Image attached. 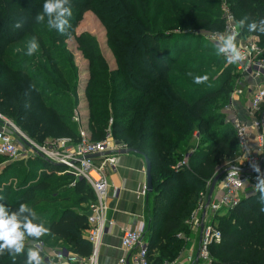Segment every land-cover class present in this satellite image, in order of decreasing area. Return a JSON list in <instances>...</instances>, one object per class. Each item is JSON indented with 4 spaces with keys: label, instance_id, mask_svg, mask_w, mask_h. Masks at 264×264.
I'll list each match as a JSON object with an SVG mask.
<instances>
[{
    "label": "trees",
    "instance_id": "1",
    "mask_svg": "<svg viewBox=\"0 0 264 264\" xmlns=\"http://www.w3.org/2000/svg\"><path fill=\"white\" fill-rule=\"evenodd\" d=\"M223 2L235 22L240 16L249 17V22L264 18V0H69L71 27L61 34L47 27V18L35 22L44 0H0V115L39 144L50 138L78 142L77 127L69 121L77 69L65 41L87 12L104 28L116 63L113 72L95 67L103 63L91 41L84 36L75 40L89 62L90 131L93 140H102L113 117L112 137L150 163L153 199L143 238L151 264L172 261L179 254L180 234H188L192 213L207 195L217 167H236L235 133L221 110L237 74L216 54V45L205 40L202 48L192 46L195 39L190 34L195 26L210 35L222 33ZM239 31L243 37H257L258 46H264V34L249 32L246 24ZM33 36L38 48L27 56L26 43ZM197 75L207 80L195 84ZM3 160L0 157V164ZM13 164L0 173V204L13 211L27 204L36 213L33 223L48 229L39 239L26 237L25 249L42 243L45 251H56L59 245L72 255L89 256L90 244L83 235L94 201L90 188L68 175L57 176L63 168L42 158L18 170ZM262 209L264 204L247 198L227 210V223L219 214L212 215L210 223L219 221L221 236L219 244L209 248L213 264H264ZM37 250L44 259L43 249ZM24 258L23 253L13 258L5 250L0 264H23Z\"/></svg>",
    "mask_w": 264,
    "mask_h": 264
},
{
    "label": "built area",
    "instance_id": "2",
    "mask_svg": "<svg viewBox=\"0 0 264 264\" xmlns=\"http://www.w3.org/2000/svg\"><path fill=\"white\" fill-rule=\"evenodd\" d=\"M220 10L224 20L223 32L210 35L208 40L217 45L218 37L221 34L226 35L233 31L238 32L236 44L244 59L236 64H230L233 65L237 75L263 81L251 87L249 114L252 116V120L249 125H245L235 119L231 120L225 114V122L233 128L238 147L234 163L238 168L253 171V165L258 167L264 157V60L261 58L258 39H250L241 35L232 14L224 2L221 4ZM238 93L240 92L237 91L233 95ZM229 103L230 106L231 102ZM225 109L227 113L230 111L229 107ZM77 121L78 119L75 115L73 122L77 123ZM15 128L14 125L0 116L1 158L7 162L24 161V163L42 158L51 164L63 168L61 173H57L58 175H68L75 181H84L94 196V201L89 205L87 214V223L90 229L87 232L86 239L91 246L89 258L83 261L65 250H56L44 255L43 264L60 262L68 264H96L97 249L101 236L106 227H110L112 224L106 219L109 185L105 171L107 167H114L119 156L118 152L125 148L115 145L108 132L102 140L89 142L82 131L78 133V142L73 145H69L71 142L69 139L46 141L41 145H35ZM9 130L24 142L26 146L24 150L18 149L9 134ZM251 132L254 133L255 144L253 147H250ZM95 156L97 157L90 158ZM258 175L264 178V163L256 177ZM251 176L228 171L218 180L215 188L218 189L219 194L215 198L212 195L208 207L205 209L206 196H204L192 213L191 221L194 228L199 230L200 226H202L196 262L193 264H211L209 248L212 245L219 244L221 236L215 224L210 223V217L222 209L231 210L236 207L240 202L241 192ZM145 194L146 190L143 188L141 195L144 196ZM114 195H116L115 189H113ZM204 211L205 214L202 217ZM143 234L144 226L142 225L122 231L120 249L124 257L120 258L116 264H151L147 246L142 244Z\"/></svg>",
    "mask_w": 264,
    "mask_h": 264
},
{
    "label": "crops",
    "instance_id": "3",
    "mask_svg": "<svg viewBox=\"0 0 264 264\" xmlns=\"http://www.w3.org/2000/svg\"><path fill=\"white\" fill-rule=\"evenodd\" d=\"M247 38L255 39L257 37L249 36ZM237 77L238 81H236V87L254 86L263 82L261 80H255L241 75H237ZM226 115L231 120L235 119L245 125H249L252 120V116L249 114V98H238V101L232 105V108ZM251 137L250 147H253L255 144L253 132H251ZM105 176L109 185L106 219L112 224L110 227H106L101 236L97 249L96 264H116L120 258L124 257L120 249V238L124 229H134L142 225L144 226L143 237L145 236L150 221L153 195L152 193L148 194L147 192L144 196L141 195V190L145 188V163L140 155L130 153L118 156L114 167H107ZM113 189L116 190V195L114 196ZM218 194V189L215 188L213 198ZM89 229L88 225V228L83 235L86 241ZM200 235L201 233L198 230L196 240L183 238V246L179 254L172 261L164 260L162 264L195 263L200 243ZM143 237L142 244H145L146 241ZM55 250H60L59 245H57ZM48 252H50V250ZM89 256L77 257L84 261L85 259H88ZM56 264L68 263L60 262Z\"/></svg>",
    "mask_w": 264,
    "mask_h": 264
},
{
    "label": "rangeland",
    "instance_id": "4",
    "mask_svg": "<svg viewBox=\"0 0 264 264\" xmlns=\"http://www.w3.org/2000/svg\"><path fill=\"white\" fill-rule=\"evenodd\" d=\"M240 17H239V20L242 18V17L241 18ZM193 29L194 30L191 31V33H190L193 35V37L195 39V40H193L192 46H194V43H196L197 46L202 48L203 46H205L207 44V42L205 40L208 41V37L210 36V33L205 31L204 29L201 30L202 26H195ZM73 34L74 35L72 37H70L68 40L65 41V46L67 48V52L70 54V57L72 59V63L75 66V68L77 69L76 95H75L76 96L75 97L76 102L74 103L73 108L70 109V114H69L70 120L69 121L77 127V133L82 131L85 134L87 141L96 142L95 140L92 139V134L90 131V125H89V111L90 110H89V103H88L87 97H86L87 84H88L89 79H90L89 62L83 57V55H82L81 51L79 50V47H78L75 40L81 36H84L89 41H91L92 46H93V53L95 54L97 59H100L98 61H101L104 65V66L100 65V64H98L99 63L98 62L97 65L95 66L96 68H98L100 70L106 69L109 72H113L116 70V63H115V60H114V58H113V56H112V54H111V52H110V50L106 44V32H105L104 28L102 27L101 23L99 22V20L96 18V16L93 13L87 12L84 14L81 22L78 24V26L75 29ZM259 49L261 51V55H263L264 54V46L262 44L259 46ZM18 50L19 49L17 48V46H14L13 51L16 52L17 55H18V53H20ZM187 58H189V57H187ZM19 62H20V60H18L15 63H19ZM34 62L42 64L43 60H41L39 62L34 60ZM65 68L66 67H62L61 68L62 71H64ZM236 81H238V77L235 80V84H234L231 92L227 95L225 105L221 110L222 113H224V114H227V111L225 108L229 107V110H230L232 108V105L235 104L236 101H238V98H240V97L249 98V95L251 93V87L252 86H244V87L237 86L236 87L235 86L237 83ZM237 91L240 93H238L237 95H233V93H235ZM229 102H231L230 106H229V104H230ZM75 115L77 116V119H78L77 123L73 122V118L75 117ZM2 118L6 119L4 117H2ZM6 120L9 121L13 125V123L10 120H8V119H6ZM112 121H113V117L109 118V120L107 121V128L105 129V132L106 133L108 132L110 135H111L110 127L112 125ZM15 129H17V128H15ZM9 134L12 136V138H13L16 146L18 147V149L24 150V148H26L24 142H22L11 130H9ZM23 136H25V135H23ZM27 139H29V138H27ZM61 139L62 138H58V139L57 138L56 139L50 138V139H47L46 141H56V140H61ZM111 140L113 141V143L115 145L123 147V145H121L117 140H115L112 137V135H111ZM70 141L71 142L69 143V145H73L76 143V142L75 143L72 142V140H70ZM31 142L34 143L35 145H41V144L36 143L34 141H31ZM3 161L4 162H1V164H0V173L2 172V170H4L6 167L12 165L13 163L18 164V166L16 167L17 170L20 169L21 167H26L29 165V164H27V162L25 164L24 161H20V162H18V161L7 162L6 160H3ZM19 165H21V166H19ZM217 168H219V170L216 171L215 175H217L225 167H224V165H221V166H218ZM10 170L12 171L13 168H11ZM18 172H20V171H18ZM56 175L57 176H63V175H58L57 173H56ZM5 177L8 178L7 173L5 174ZM11 180H8V182L11 183ZM256 182H257L256 175H253V176H251V178H249L247 185L244 187L243 191L241 192L240 202L243 201L244 199H247V198H254V199H257L260 204H264L261 202L260 196L258 198H256L257 193H258V189L255 188ZM16 183H17V180H13L12 186L14 187L16 185ZM226 212H227V209H222L217 213V214H219L220 218L223 217L222 223L229 222L228 221L229 217H224ZM211 220H212V216L210 217V221ZM218 223H219L218 220L214 221V224L216 227H218ZM188 228H189L188 234L187 235H181L180 234V238L181 239L188 238L191 240H196L197 239L196 235H197L198 230H196L194 228L192 221L188 225ZM37 245H38L37 249H39V250L43 249V252H45L44 254H46L48 252V251H45L44 245L42 243H38ZM211 264H213L212 261H211Z\"/></svg>",
    "mask_w": 264,
    "mask_h": 264
},
{
    "label": "clouds",
    "instance_id": "5",
    "mask_svg": "<svg viewBox=\"0 0 264 264\" xmlns=\"http://www.w3.org/2000/svg\"><path fill=\"white\" fill-rule=\"evenodd\" d=\"M72 16V7L69 0H44L42 10L38 12L34 20L41 23L47 18V27L54 28L61 34H67L66 28L71 27L69 20ZM237 27L246 24L249 32H259L264 34V18L258 22L245 16L236 22ZM238 32L221 34L218 37V44L215 46V52L218 56H223L228 63L236 64L244 59L237 44L236 37ZM38 48L36 37L29 38L26 43L25 55L32 56ZM189 75H192L189 73ZM207 80L205 75L193 76V83L201 84ZM254 170L259 173V168L253 165ZM260 192V200L264 203V178L257 176L255 185ZM264 210V209H262ZM37 219L34 210L25 203H20L13 211L0 204V255L7 250L9 256L24 254L23 264H43V258L40 252L35 248L25 249L26 237L39 239L46 234L48 229L41 223H33Z\"/></svg>",
    "mask_w": 264,
    "mask_h": 264
},
{
    "label": "water",
    "instance_id": "6",
    "mask_svg": "<svg viewBox=\"0 0 264 264\" xmlns=\"http://www.w3.org/2000/svg\"><path fill=\"white\" fill-rule=\"evenodd\" d=\"M263 133H264V125H263ZM130 153H133V154H136V155H140L143 158L144 163H145V190H146V192L148 194H151L152 193L151 166H150V163H149L148 159L143 154H141L140 152H137V151L132 150V149H122V150H120L118 152V155L120 156V155H126V154H130ZM96 157L97 156L90 157V158H96ZM263 163H264V157H263L262 161L258 165L259 173L261 171ZM218 170H219V168H217L216 171H218ZM228 171H233V172L238 173V174H247V175H257V174H259L255 170L247 171L246 169H241V168H238V167H229L228 169H223L217 175L214 176V178L212 179L211 183L208 186L206 200H205V209L208 207V205L210 203V199H211V197L213 195V192L215 191V187H216V184H217L218 180L224 174H226ZM204 214H205V211L202 213V217H204ZM199 231L201 233L202 226H200Z\"/></svg>",
    "mask_w": 264,
    "mask_h": 264
}]
</instances>
